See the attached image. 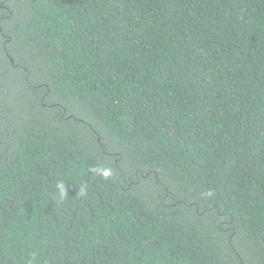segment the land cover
<instances>
[{"label": "trees", "instance_id": "trees-1", "mask_svg": "<svg viewBox=\"0 0 264 264\" xmlns=\"http://www.w3.org/2000/svg\"><path fill=\"white\" fill-rule=\"evenodd\" d=\"M0 264H264V0H0Z\"/></svg>", "mask_w": 264, "mask_h": 264}, {"label": "clouds", "instance_id": "clouds-1", "mask_svg": "<svg viewBox=\"0 0 264 264\" xmlns=\"http://www.w3.org/2000/svg\"><path fill=\"white\" fill-rule=\"evenodd\" d=\"M91 172H93L103 180H107L112 174L110 169L100 166L93 167L91 169ZM56 187L59 191L60 197L63 198L66 195L64 184L62 182H58L56 184ZM80 195H85V190L83 188L80 189Z\"/></svg>", "mask_w": 264, "mask_h": 264}]
</instances>
